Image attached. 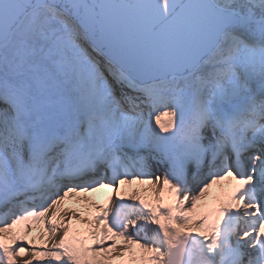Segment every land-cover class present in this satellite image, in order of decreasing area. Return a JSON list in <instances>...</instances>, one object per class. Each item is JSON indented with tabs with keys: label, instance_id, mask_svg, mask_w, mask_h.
<instances>
[{
	"label": "snow or ice",
	"instance_id": "snow-or-ice-1",
	"mask_svg": "<svg viewBox=\"0 0 264 264\" xmlns=\"http://www.w3.org/2000/svg\"><path fill=\"white\" fill-rule=\"evenodd\" d=\"M45 262L264 264V0H0V264Z\"/></svg>",
	"mask_w": 264,
	"mask_h": 264
},
{
	"label": "rangeland",
	"instance_id": "rangeland-1",
	"mask_svg": "<svg viewBox=\"0 0 264 264\" xmlns=\"http://www.w3.org/2000/svg\"><path fill=\"white\" fill-rule=\"evenodd\" d=\"M134 187H141V186H134ZM142 187L145 188V189H147V188H149L150 186H148V185H144V186H142ZM216 190H217V186H214L213 193H215ZM109 194H110V193H108L106 190L101 191V192L95 194L96 202H97V203H103L104 198H105L107 195H109ZM45 264H46V262H45Z\"/></svg>",
	"mask_w": 264,
	"mask_h": 264
}]
</instances>
